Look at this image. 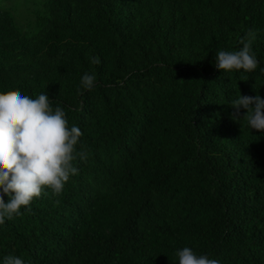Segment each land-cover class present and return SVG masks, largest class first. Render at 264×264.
I'll return each mask as SVG.
<instances>
[{
  "label": "trees",
  "instance_id": "1",
  "mask_svg": "<svg viewBox=\"0 0 264 264\" xmlns=\"http://www.w3.org/2000/svg\"><path fill=\"white\" fill-rule=\"evenodd\" d=\"M43 9L38 41L0 10V91L46 92L81 129L87 156L62 194L46 189L0 225V264H179L184 247L220 264H264V133L230 107L239 92L264 98V0ZM249 31L257 69H216V53L239 50ZM15 57L25 62L9 65Z\"/></svg>",
  "mask_w": 264,
  "mask_h": 264
},
{
  "label": "clouds",
  "instance_id": "2",
  "mask_svg": "<svg viewBox=\"0 0 264 264\" xmlns=\"http://www.w3.org/2000/svg\"><path fill=\"white\" fill-rule=\"evenodd\" d=\"M254 38L255 33L249 31L241 39L239 50H219L215 68L224 72L256 70L259 61L252 50ZM90 59L94 64L101 63L98 56ZM95 82L94 75L85 73L80 86L91 90ZM53 102L46 92L32 98L19 90L0 91V225L20 216L22 208L30 211L32 201L47 194L46 189L53 195L62 194L70 177L79 174L73 162L78 157L86 159L85 151H77L81 129L69 127L64 109L53 108ZM230 107L234 121H245L251 130L264 133V98L259 94L239 92ZM241 109L245 110L243 114ZM175 255L179 264H220L207 255H196L189 247L177 250ZM3 264H24V260L8 255Z\"/></svg>",
  "mask_w": 264,
  "mask_h": 264
},
{
  "label": "rangeland",
  "instance_id": "3",
  "mask_svg": "<svg viewBox=\"0 0 264 264\" xmlns=\"http://www.w3.org/2000/svg\"><path fill=\"white\" fill-rule=\"evenodd\" d=\"M45 0H0V10L7 11L13 23L23 33L25 38L38 41L43 33L44 25L40 16L43 14V2ZM25 60L15 57L9 65L13 63H24ZM7 73H11L6 69ZM96 183V182H95ZM98 187L103 188L101 184Z\"/></svg>",
  "mask_w": 264,
  "mask_h": 264
}]
</instances>
